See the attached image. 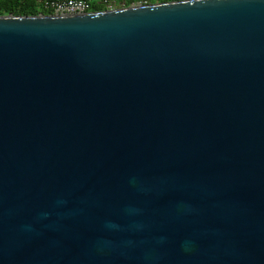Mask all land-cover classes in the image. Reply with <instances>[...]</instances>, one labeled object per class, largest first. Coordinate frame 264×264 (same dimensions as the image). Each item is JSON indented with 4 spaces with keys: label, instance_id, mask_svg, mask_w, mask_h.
Wrapping results in <instances>:
<instances>
[{
    "label": "water",
    "instance_id": "water-1",
    "mask_svg": "<svg viewBox=\"0 0 264 264\" xmlns=\"http://www.w3.org/2000/svg\"><path fill=\"white\" fill-rule=\"evenodd\" d=\"M0 264H264V0L0 15Z\"/></svg>",
    "mask_w": 264,
    "mask_h": 264
},
{
    "label": "built area",
    "instance_id": "built-area-1",
    "mask_svg": "<svg viewBox=\"0 0 264 264\" xmlns=\"http://www.w3.org/2000/svg\"><path fill=\"white\" fill-rule=\"evenodd\" d=\"M38 3L40 11H49L50 14L89 13L96 11L95 6H103L104 10L115 9L111 0H39Z\"/></svg>",
    "mask_w": 264,
    "mask_h": 264
},
{
    "label": "trees",
    "instance_id": "trees-1",
    "mask_svg": "<svg viewBox=\"0 0 264 264\" xmlns=\"http://www.w3.org/2000/svg\"><path fill=\"white\" fill-rule=\"evenodd\" d=\"M39 0H0V15H37L40 12L44 14H50L49 11H40L38 8ZM137 0H125L126 7L130 6ZM148 4L154 2H167L175 0H147ZM147 4V3H146ZM96 11L104 10L103 6H95Z\"/></svg>",
    "mask_w": 264,
    "mask_h": 264
},
{
    "label": "rangeland",
    "instance_id": "rangeland-1",
    "mask_svg": "<svg viewBox=\"0 0 264 264\" xmlns=\"http://www.w3.org/2000/svg\"><path fill=\"white\" fill-rule=\"evenodd\" d=\"M112 4L114 6V8H121V7H126L127 5H125V0H111ZM148 4L147 0H137L135 2H133L132 4H130V6H136V5H141V4ZM156 3V2H154ZM151 4V3H150Z\"/></svg>",
    "mask_w": 264,
    "mask_h": 264
}]
</instances>
